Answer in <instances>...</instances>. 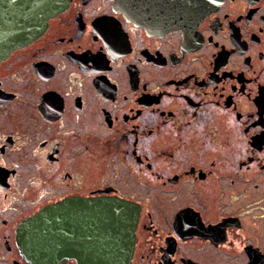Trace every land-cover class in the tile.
<instances>
[{"label": "flooded vegetation", "instance_id": "1", "mask_svg": "<svg viewBox=\"0 0 264 264\" xmlns=\"http://www.w3.org/2000/svg\"><path fill=\"white\" fill-rule=\"evenodd\" d=\"M135 3L71 0L0 59V264L96 199L137 213L129 264H264V0Z\"/></svg>", "mask_w": 264, "mask_h": 264}, {"label": "water", "instance_id": "2", "mask_svg": "<svg viewBox=\"0 0 264 264\" xmlns=\"http://www.w3.org/2000/svg\"><path fill=\"white\" fill-rule=\"evenodd\" d=\"M70 1L0 0V59L10 48L41 34L48 20L64 11ZM198 1L203 4L176 6L177 24L198 21L221 0ZM136 220L137 213L124 200H93L90 216L74 211L72 203L60 201L28 219L29 227L19 232L21 249L32 264H58L63 257L73 258L77 264H129Z\"/></svg>", "mask_w": 264, "mask_h": 264}]
</instances>
